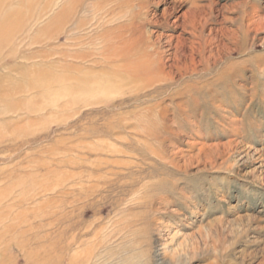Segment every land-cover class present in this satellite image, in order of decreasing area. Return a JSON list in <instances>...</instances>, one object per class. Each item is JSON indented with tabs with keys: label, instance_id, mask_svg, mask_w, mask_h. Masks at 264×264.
<instances>
[{
	"label": "rangeland",
	"instance_id": "obj_1",
	"mask_svg": "<svg viewBox=\"0 0 264 264\" xmlns=\"http://www.w3.org/2000/svg\"><path fill=\"white\" fill-rule=\"evenodd\" d=\"M0 264H264V0H0Z\"/></svg>",
	"mask_w": 264,
	"mask_h": 264
},
{
	"label": "bare ground",
	"instance_id": "obj_2",
	"mask_svg": "<svg viewBox=\"0 0 264 264\" xmlns=\"http://www.w3.org/2000/svg\"><path fill=\"white\" fill-rule=\"evenodd\" d=\"M167 44L170 46V43H167ZM113 51L116 52V53L109 59V68L112 69L115 72H120L121 75H124V73L129 72V71L133 72V73L144 71L145 70L144 69V67H145L144 62H146V60L150 59V58H147L146 60H141V62L138 63V64H134V63H130V62L125 63L124 61L127 60L128 52L125 51L126 54H124L120 49H116V50L113 49ZM114 52H112V53H114ZM157 52H158V55H156V57H155L156 58V62L159 64L160 68H164V65H165L164 63L165 62H164L163 55H162L161 52H160V54H159V51H157ZM145 54L147 55V57H150L149 53L145 52ZM143 58H146V57H143ZM174 63H176V61ZM182 67H183L184 70H187V68L189 66H188L187 63H184V64H182ZM171 75H172V73L170 71L169 72L167 71V73H164L161 76L157 75V76H155L156 78L153 77V80H151V79L150 80L151 81H154V80H157V79H159V80H168V79H171Z\"/></svg>",
	"mask_w": 264,
	"mask_h": 264
}]
</instances>
